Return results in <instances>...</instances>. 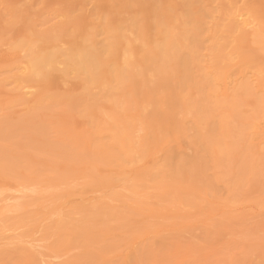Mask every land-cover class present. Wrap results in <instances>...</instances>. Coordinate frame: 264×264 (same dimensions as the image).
Here are the masks:
<instances>
[{
    "label": "rangeland",
    "instance_id": "rangeland-1",
    "mask_svg": "<svg viewBox=\"0 0 264 264\" xmlns=\"http://www.w3.org/2000/svg\"><path fill=\"white\" fill-rule=\"evenodd\" d=\"M111 1L0 0V264H264V24L237 19L243 56L222 12L196 54L154 30V71L109 86L17 50L66 49Z\"/></svg>",
    "mask_w": 264,
    "mask_h": 264
},
{
    "label": "bare ground",
    "instance_id": "bare-ground-1",
    "mask_svg": "<svg viewBox=\"0 0 264 264\" xmlns=\"http://www.w3.org/2000/svg\"><path fill=\"white\" fill-rule=\"evenodd\" d=\"M123 1L124 4L120 9H103L97 5L92 13L96 26L86 27V30L84 28L78 36H72L67 41L66 49H62L59 46H53L51 49L43 47L39 49L35 45H26L20 42L17 43V50H22L26 53L27 63L31 68L35 69L37 74H42L47 68L58 71L57 65H65L66 72L71 71V69L73 71L75 69L80 70L89 81L104 86L105 84L108 85L107 81H128L127 78L132 77L129 75L136 72L140 67H143L138 70L140 71V76L143 75V79L148 77L150 71H154L150 69V66H141L137 59V52L140 54L142 50H138L134 45L135 41H138L139 44L137 42V45L140 48L147 44H153L154 46L155 42H152L149 38V34L154 30L160 32V41L156 44V47L160 49L164 58L170 55H180L185 44H187L185 46L190 44L193 47V53L196 54L201 46L199 39L205 37V32L213 29V26H208L210 24L209 20L214 18L213 16L216 13L220 14L222 12L225 15L222 16L224 20H229L230 29L239 35L238 43L233 47V55L242 54L243 56L245 52L242 49L245 46L241 47L242 42H244L241 40H244L245 33H248L244 31V28L248 27L249 23L248 20L239 22L237 19L242 16L243 18L248 16V19L255 18L258 26H263L262 24H264L262 23L264 21V2L262 0ZM208 2L213 4L217 2L221 10L216 8L210 12L206 7ZM250 20L252 21L253 19ZM260 20L263 21L259 22ZM227 27L226 29L228 30ZM249 27L245 29H249ZM235 37L237 36L235 35ZM213 40L218 42V40ZM162 56L156 67L159 72H164L166 69L164 63H160L165 62ZM147 58L150 60L149 57ZM148 60L146 63H149ZM105 72L107 73L106 75H104Z\"/></svg>",
    "mask_w": 264,
    "mask_h": 264
}]
</instances>
